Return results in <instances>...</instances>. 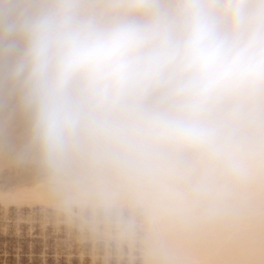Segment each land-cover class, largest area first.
Returning <instances> with one entry per match:
<instances>
[{"label": "clouds", "instance_id": "9594fccd", "mask_svg": "<svg viewBox=\"0 0 264 264\" xmlns=\"http://www.w3.org/2000/svg\"><path fill=\"white\" fill-rule=\"evenodd\" d=\"M0 112L53 177L264 153V0H0Z\"/></svg>", "mask_w": 264, "mask_h": 264}, {"label": "bare ground", "instance_id": "6f19581e", "mask_svg": "<svg viewBox=\"0 0 264 264\" xmlns=\"http://www.w3.org/2000/svg\"><path fill=\"white\" fill-rule=\"evenodd\" d=\"M14 131L21 136L20 127L4 132ZM7 151L0 148V171L25 157L21 149L15 157ZM25 172L0 184L6 208L39 206L59 214L75 207L93 213L99 207H139L148 227L144 264H264V153L243 155L230 166L189 155L169 171L136 182L78 166L55 177Z\"/></svg>", "mask_w": 264, "mask_h": 264}, {"label": "rangeland", "instance_id": "374dc122", "mask_svg": "<svg viewBox=\"0 0 264 264\" xmlns=\"http://www.w3.org/2000/svg\"><path fill=\"white\" fill-rule=\"evenodd\" d=\"M4 113L6 118L0 115V148L14 157L21 149L25 156L23 124L19 118ZM18 127L21 136L14 131L18 139L14 133L4 132ZM19 137L20 145L15 141ZM25 157L1 169L0 184H11L25 170L37 176L45 172L41 168L36 172L38 165ZM133 209L99 207L93 213L89 208L80 212L75 207L71 213L62 210L56 214L53 209L39 206L19 209L0 203V264H144L141 246L148 227L139 207Z\"/></svg>", "mask_w": 264, "mask_h": 264}]
</instances>
